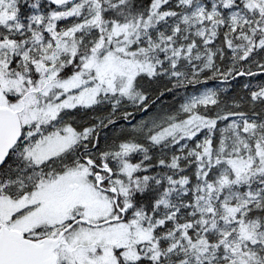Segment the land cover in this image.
Listing matches in <instances>:
<instances>
[{
	"label": "snow or ice",
	"instance_id": "6c2138e0",
	"mask_svg": "<svg viewBox=\"0 0 264 264\" xmlns=\"http://www.w3.org/2000/svg\"><path fill=\"white\" fill-rule=\"evenodd\" d=\"M0 264H264V0H0Z\"/></svg>",
	"mask_w": 264,
	"mask_h": 264
}]
</instances>
